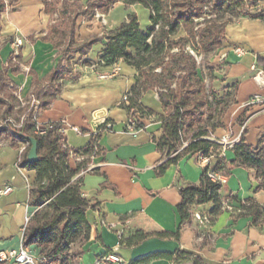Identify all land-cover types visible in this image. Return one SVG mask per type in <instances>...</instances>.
<instances>
[{
    "label": "crops",
    "instance_id": "0c3cea01",
    "mask_svg": "<svg viewBox=\"0 0 264 264\" xmlns=\"http://www.w3.org/2000/svg\"><path fill=\"white\" fill-rule=\"evenodd\" d=\"M83 1L88 4L94 0ZM111 1L108 13L79 17L77 41L118 27L128 19L129 13L138 16L141 30L151 25L147 7ZM262 9L264 0L256 11ZM50 23L51 16L42 0H17L9 5L1 18L0 68L7 70L11 85L28 99L35 95V79L47 87L49 75L60 64L57 97L39 111L38 120H66L65 138L72 149L86 146L102 121L113 123V130L100 133L99 149L90 156L82 175V191L93 206L87 211L90 232L81 244L83 253L79 264H101L104 254L114 249L127 261L184 249L200 254L206 264H264V214L254 221L253 215L242 207L249 198L264 206V190H256L260 178L254 171L234 165L230 174L222 175L221 195L230 207L224 205L208 225H203L194 214L182 222L177 210L182 200L180 188L184 183L199 181L204 167L199 156L188 154L160 173L157 167L166 159L155 139L162 133L161 122L143 118L145 126L134 134L127 130L130 113L121 104L136 83L139 69L119 60L120 72L116 76L101 77L100 72L109 71L114 65L98 64L106 37L86 55L79 52L63 55L52 42L43 39ZM16 36L24 41L18 58L13 59L11 40ZM237 47L244 52H238ZM211 55L209 64L218 75L211 81L212 86L221 97L232 93V101L222 118L223 125L211 133L217 138H241L244 125L240 117H246L247 143L264 146V101L247 103L256 93L264 99V18L246 15L228 21L222 44ZM201 71L205 74V70ZM141 102L157 113L164 112L154 89L146 90ZM19 147V140L6 132L0 134V188L7 184L13 186V191L0 195V248L3 249L21 246L26 218L36 210L29 203L36 171L19 166ZM225 155L233 160V148L228 147ZM85 157L73 153L71 167L76 168ZM211 208L212 204L206 203L196 206L195 211L208 213ZM179 227V238L151 237L132 247L121 244L122 236L134 231L176 232ZM31 249L40 254L38 249ZM142 264L194 262L157 256Z\"/></svg>",
    "mask_w": 264,
    "mask_h": 264
},
{
    "label": "trees",
    "instance_id": "16d2710c",
    "mask_svg": "<svg viewBox=\"0 0 264 264\" xmlns=\"http://www.w3.org/2000/svg\"><path fill=\"white\" fill-rule=\"evenodd\" d=\"M126 4H141L150 9L151 25L140 29L135 13H129L121 25L105 31L102 35H93L81 42L76 40L79 17H94L97 12L108 13L113 1L94 0L84 5L82 0H42L45 10L51 16V23L43 39L52 42L63 55L79 52L88 54L93 45L106 37L105 48L99 59V66H111L119 60L139 69L136 83L127 94L122 105L130 115L137 119V126L144 127L143 118H154L161 122L162 133L156 139L158 149L165 161L157 168L163 173L170 164L178 163L188 154L211 156L212 166L206 165L198 182L181 185L182 200L177 205L181 221L193 217L195 207L211 203L208 213L214 220L224 208L221 195L222 182L213 180L209 171L221 175L230 174L234 165L252 169L260 178L257 191L264 190V146H253L246 140V117H240L244 125L243 133L233 145L235 158L229 160L224 154V145L211 138L212 129L223 125L222 118L232 101V93L223 97L212 84L205 81L201 71L203 58H208L222 44L225 25L228 21L241 16L264 18V9L256 11L263 0H121ZM17 0H0L1 18L9 5ZM213 16H220L213 18ZM226 16H230L226 19ZM188 27L187 34L178 35L181 27ZM189 45L201 48L204 57H197L188 50ZM60 64L49 75L47 87L35 79V96L40 99V110L47 107L57 97V78ZM205 73L211 81L218 77L216 69L208 62ZM6 69L0 68V110L3 118L13 114L21 101L15 94V88ZM154 89L159 95L163 113H157L141 102L142 94ZM9 133L0 128V134ZM10 134V133H9ZM24 134L36 137L39 158L28 162V149L23 153L21 167L36 171V179L30 187L29 203L36 210L24 227L23 245L38 249L55 264H79L83 253L81 244L89 236L90 225L87 211L93 205L82 191V170L87 168L89 158L99 149L100 133L93 134L89 143L72 149L65 135L59 131V123L45 133L35 132V124L26 121L15 139L25 138ZM184 142H187L184 145ZM31 145V144H30ZM73 153L86 157L71 167ZM254 221L264 214V206L254 198L242 204ZM180 227L176 232L146 233L134 231L122 236L121 244L137 246L151 237L179 238ZM168 256L176 261L193 260L194 264H206L200 254L190 250L177 249L174 253L158 252L150 256L128 261L127 264L147 263L152 257Z\"/></svg>",
    "mask_w": 264,
    "mask_h": 264
},
{
    "label": "built area",
    "instance_id": "2783aa9c",
    "mask_svg": "<svg viewBox=\"0 0 264 264\" xmlns=\"http://www.w3.org/2000/svg\"><path fill=\"white\" fill-rule=\"evenodd\" d=\"M23 38L21 36H16L11 40V45L13 47L12 58L17 59L19 56V48L23 44ZM197 45H189L188 50L194 54L197 59H200L201 48H197ZM236 50L238 52H244L243 48L237 47ZM119 61L114 63L113 68L106 72H100L101 77H113L116 76L120 72V66L118 64ZM96 68V65H93ZM15 94L19 98L22 104L26 105V112L21 115L18 119H14L11 116L3 118L0 122V128H5L9 131L12 136H17L18 131L21 127L24 126L26 121H31L35 124V132L43 134L49 128H53L55 124L59 123V131L65 135L66 127L68 122L66 120H58V121H47L40 122L38 120V115L40 111L41 101L35 95L31 96L28 99H25L19 91L15 90ZM127 95L124 96L123 101L126 100ZM264 101L262 95L256 93L250 97L248 100V104L259 103ZM143 127L137 126V119L133 115H129V119L127 121V130L131 131L134 134H137L140 129ZM74 129L78 132H82V130L74 126ZM105 130H113V123L110 120H104L100 124H98V128L95 134L101 133ZM211 138L219 141L224 145V154L228 147H233V145L240 140V137H236L234 139L229 136H225L223 138H217L211 133ZM20 141V155L18 159V164L20 166V162L22 159L23 153L30 146V141L26 138L18 139ZM187 142H184L186 145ZM199 160L203 163L204 166L209 165L212 166V158L211 156H205L203 154H198ZM85 170H82L79 175H83ZM209 175L213 180H220L222 178L221 174L216 172L209 171ZM13 191V186L11 184H7L4 187L0 188V195L8 194ZM225 206L230 207L227 203H224ZM194 215L197 219L203 224L208 225L210 223V218L208 214L202 213L200 211H195ZM30 217L27 216L26 220L28 221ZM101 264H127L128 261L125 260L116 249L108 251L104 256L100 259ZM0 264H55L51 262L49 257L44 254H36L32 251L30 247L24 246L23 243L19 248H0Z\"/></svg>",
    "mask_w": 264,
    "mask_h": 264
},
{
    "label": "rangeland",
    "instance_id": "374dc122",
    "mask_svg": "<svg viewBox=\"0 0 264 264\" xmlns=\"http://www.w3.org/2000/svg\"><path fill=\"white\" fill-rule=\"evenodd\" d=\"M82 3H83L84 5L87 4V3H85L83 0H82ZM212 17H213V18H219L220 16H216V15L213 16V15H212ZM229 17H230V16H226V19L229 18ZM229 19H231V18H229ZM187 33H188V27H183V26H182V27L180 28V30H179L178 35H181V34H187ZM211 56H212V55H210L208 58L205 59V58H203L204 55H203V53L201 52L200 59H198V61H201L202 58H203V61H202V63H201L202 70H205L206 64H207V62L209 63V60L211 59ZM204 73H205V72H204ZM205 79H206V83H207L208 85L212 84L210 78L208 77V75H206V73H205ZM9 87H11V85H10ZM26 108H27V106L21 103V105H20V106H17L16 109H17V110L22 109V110H19V112L16 111V112H14L13 114H11L10 116H11L12 118H14V119H18L21 115H23V114L27 111ZM2 119H3V117H2V114H1V112H0V122H1ZM8 134H9V133H8Z\"/></svg>",
    "mask_w": 264,
    "mask_h": 264
},
{
    "label": "water",
    "instance_id": "95a60500",
    "mask_svg": "<svg viewBox=\"0 0 264 264\" xmlns=\"http://www.w3.org/2000/svg\"><path fill=\"white\" fill-rule=\"evenodd\" d=\"M24 136L31 143L29 151H28L27 161L28 162H35L39 158L38 141H37L36 137H34L32 135L24 134Z\"/></svg>",
    "mask_w": 264,
    "mask_h": 264
}]
</instances>
